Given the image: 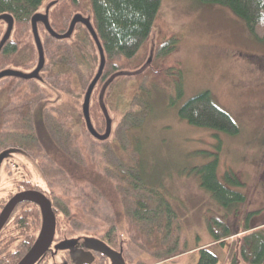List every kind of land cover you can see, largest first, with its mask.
<instances>
[{
    "label": "rangeland",
    "instance_id": "374dc122",
    "mask_svg": "<svg viewBox=\"0 0 264 264\" xmlns=\"http://www.w3.org/2000/svg\"><path fill=\"white\" fill-rule=\"evenodd\" d=\"M50 2L45 1L38 14H43ZM11 18L9 14H0V46L12 35ZM75 31V46L71 47L76 51L75 64L79 77L85 82L84 87L71 91L70 86L60 81L58 85L62 90L58 91L54 78L47 77V65L40 76L56 94L35 83L21 85L1 80L0 112L7 98L4 96L6 87H11L12 92L21 89L23 98L33 91L40 93L48 113L46 116L42 112L41 120L48 117L54 124L58 123L63 135L68 133L64 124L68 126L71 137L65 145L86 167H92L115 183L123 194L119 205L122 214L125 215L131 200L138 196L132 189L134 178L138 176L141 179L137 184L139 192L148 193V199L153 192L161 197L163 204L172 207L180 226L179 243L174 247L173 240L168 239L166 247L172 243L169 246L176 248L178 253L169 259L154 261L153 253H160L146 250L150 237L127 232V228L134 227L130 218L121 215L123 219L118 223L109 203L97 196L89 183L74 182L41 151L35 156L34 146L11 126V118L8 125L4 123L0 137L8 133V143L19 145L24 151L8 148L0 153V207L14 195L32 187L53 203L57 211L58 239L83 236L120 242L124 245L126 264H196L198 250L206 247L217 256L219 264H224L230 243L243 233L242 225L247 222L257 227L255 230L264 228V42L257 41L244 22L226 7L200 0H161L151 45L157 37L161 42L177 41L175 50L159 58L154 68L152 66L151 72L159 73L157 67H160L165 76L158 83L148 85L151 90L148 96L140 92V82L136 79L117 77L119 80L104 94L101 108L97 104L98 94L101 96L102 87L114 76L113 72L106 73L89 107L95 132L101 134L105 127L100 113L106 111L107 116H103L112 123L109 141L101 144L85 135L80 118L87 86L98 68L97 55L84 29L77 27ZM22 33L29 43V32L23 28ZM39 34L44 42L41 27ZM152 46L146 54L140 55L144 65ZM23 47L20 44L19 48ZM25 58L26 52L22 50L15 64ZM29 60L31 62L23 70L32 72L37 61L34 48ZM8 62V57L0 59V72L11 69ZM116 64L121 67V62ZM205 91L210 93L214 104L234 120L239 130L237 135L195 128L178 117V110L186 101ZM17 103L12 95L10 105L15 107ZM25 108L27 110L26 105ZM215 159L218 180L224 184L225 173L234 174L242 187L232 190L242 193L246 200L237 216L227 219L232 232L242 233L226 239L224 248L213 243L205 224L209 212L221 213L222 210L199 187L192 171ZM24 208L19 210L20 217L25 213ZM57 252L54 251V255Z\"/></svg>",
    "mask_w": 264,
    "mask_h": 264
},
{
    "label": "trees",
    "instance_id": "16d2710c",
    "mask_svg": "<svg viewBox=\"0 0 264 264\" xmlns=\"http://www.w3.org/2000/svg\"><path fill=\"white\" fill-rule=\"evenodd\" d=\"M45 1L47 0H0V14H9L14 21L11 38L0 50V59L2 57H8V63L11 67L25 69L26 65L31 62L29 60V55L31 54V50H33V48L35 49V46L31 34L30 20L38 13ZM50 1H57L49 10L48 17L51 29L58 35L66 33L73 16L82 15L83 17H90L91 27L98 38L105 59L102 78L107 75V72L108 74L113 72L114 75L121 72H136L144 65V59L140 61V55L143 53L146 54L152 46L151 37L157 27L161 0ZM200 1L228 8L235 16L244 22L250 34H252L257 41L264 42V0ZM39 27H41L45 34V39H43L44 42L41 41L46 63L41 73L45 71L48 65V70L45 72H47V77L54 78L53 80H55L57 84L56 89L58 91L62 90L58 85L61 82L70 86L67 87L71 91H76L84 87L83 85L85 82L79 77L80 73L79 70L77 71L75 64L74 58L76 57V51L71 46H75L74 35L76 28L82 27L88 40L95 48L97 63L99 64V56L96 47L87 30L82 25L78 24L75 27L71 39L58 41L46 33L42 24H38V30ZM23 28L29 32L28 35L31 37L29 43L25 42V36L22 33ZM20 44L24 46L23 49L19 48ZM176 46L177 41L174 39L161 42L160 38L157 37L154 40L151 50V68L148 67L147 70L140 72L136 76H131L133 79L140 82L139 86L141 87L139 88L138 86L141 90L140 92H144V94L148 96L151 91L148 89L150 87L148 85L158 83L159 80L165 76L160 67H157V69L160 70L159 73L154 74L151 72L152 66L154 68L155 62H157L159 58L168 56L175 50ZM49 47H51L50 52L48 51ZM22 50L26 52V58L16 65V60ZM35 53L37 56L36 49ZM49 56L50 61L47 62ZM117 62H121V67L117 66ZM49 64H51V66H49ZM131 69L132 71H129ZM125 77L127 76H123L122 78ZM90 78L91 75L88 79ZM102 78L93 91L96 90ZM117 80H119V78H115L109 84L105 93L109 91ZM180 92L178 87L179 96ZM44 110L45 107L42 105H38L37 109L31 110V112L29 110H24V125L19 128L20 135L34 146L36 150L35 156L38 155L39 150V152L41 151L51 163L56 164L64 173L66 172L74 182L89 183L91 190L109 203L113 216L116 221L120 223L121 219H123L121 215H124L119 208V205L122 204L120 201L123 194L119 192L118 187L113 181L107 179L92 167H86L84 162L71 151L69 146L65 145L66 140L71 137V132L66 124H64V126L68 133L63 135L62 133H64V131L61 130L58 123L54 124L51 119L47 120V118L41 120L42 112L44 115H48L45 114ZM178 117L189 126L195 128L219 132L229 136L237 135L239 132L238 126L234 120L229 114L214 104L210 93L207 91L186 101L178 110ZM80 118L84 126L82 116H80ZM83 128L85 129V135L93 139L90 134H88L86 128ZM104 133L105 131L100 135ZM24 134L28 137H25ZM110 135H112V131ZM93 140L95 141V139ZM27 148L28 146L25 149ZM139 166L140 164L138 165V170ZM192 171L196 174L199 187L204 190L222 210L221 213L209 212L205 218L206 229L213 243H217L218 246L224 248L226 239L240 235L243 232L230 243L224 264H264V228L255 230L257 227L246 222L245 225H242V232L239 233V231L232 232L227 224V219L237 216L239 207L243 206L246 202L245 196L242 193L232 190L242 187L240 181L234 174L226 172L224 184L228 187L221 183L217 178L216 159L210 163L196 167L192 169ZM139 182H141L140 177H135L132 189L137 192L136 194H138V196L136 195V197L131 200L129 208L125 209L124 218L128 216L131 224L134 226L127 228V232L132 231V233L134 232L138 236L145 235L150 237L149 241L146 242V250L160 253L157 255L153 253L154 261L158 262L160 260L169 259L178 253L176 248L173 249V246L175 247L176 244L179 243L178 233L180 232V226L178 224V218L170 205L163 204L161 197H158V195L152 192L151 198L148 199L146 198L148 193L139 192L137 186ZM30 188L31 189L26 190H35L32 187ZM127 188L129 189V187ZM46 199L49 200L50 198L46 197ZM49 202L53 209L52 211H55L53 203L50 200ZM21 207H25V213L22 217L19 215ZM13 212V216H10L11 218H9L1 228L0 237L7 236L9 241L15 239L17 236L23 237L24 248L21 252L22 255L18 256L16 259V263H18L36 242L41 231L42 218L38 206L28 202L19 204ZM56 214L57 211H55L54 214L55 221H57ZM113 233L114 231L111 230L110 234ZM168 239L173 240V246H169L172 244L171 243L166 247ZM110 242L113 243V241ZM196 264H219V260L217 256L211 253L209 248L206 247L198 250V261Z\"/></svg>",
    "mask_w": 264,
    "mask_h": 264
},
{
    "label": "water",
    "instance_id": "95a60500",
    "mask_svg": "<svg viewBox=\"0 0 264 264\" xmlns=\"http://www.w3.org/2000/svg\"><path fill=\"white\" fill-rule=\"evenodd\" d=\"M57 1H52L47 4V7L44 11L43 14H38L36 13L30 20V27H31V34L33 38V43L37 52V65L36 68L32 71V73H24L22 71H16V70H11L7 69L2 72H0V80L4 78H16V79H21V80H37L38 82H43V78L40 76L41 71L43 70L46 60H45V54H44V49L42 45V41L40 38L39 30H38V24H42L46 33L54 38L55 40L62 41V40H69L72 37V34L75 30L76 25L80 24L82 25L87 32L89 33L99 56V64L97 71L95 72V75L90 82L86 93L83 98L82 106H81V114L83 117V120L86 125V130L90 136L100 142H107L109 140L110 134H111V121L107 123L105 133L103 135L98 134L95 132L91 119H90V112H89V107H90V99L92 92L97 85V83L100 81L103 75L104 71V64H105V59L103 56L102 49L100 47L98 38L94 32V30L91 27L90 24V17H83L82 15H75L71 19L69 23L68 30L66 31L65 34L63 35H58L56 34L50 27L49 25V10L53 5L56 4ZM12 19V18H11ZM13 21V19H12ZM13 27H14V21H13ZM13 31V29H12ZM6 39L0 46V50L2 46L10 39ZM152 62V54L148 58L147 62L145 65L136 72H121L118 74H115L112 78H110L107 83L102 87L101 90V96H99V105L102 108L103 107V96L104 93L109 86V84L117 77H133L139 74L140 72H143L148 69V67L151 65ZM104 114L107 116L106 111ZM103 114V115H104ZM107 120V117H104ZM110 120V119H108ZM107 122V121H106ZM23 202H28L32 203L36 206H38L40 213H41V218H42V227L41 231L39 233V236L34 243L33 247L30 249V251L22 258V260L18 264H37L49 251L53 240L55 236V228H56V221H55V216L54 213L51 209V204L50 202L45 198L44 195L35 192V191H28V192H22L19 194H16L13 196L4 206L0 213V230L1 228L5 225V223L8 221L10 218L11 214L15 210V208L23 203ZM85 239V240H84ZM84 240L83 246H85L88 250L101 254L102 256L106 257L109 261L110 264H126L122 257V251L120 253H116L110 248H108L104 243H102L100 240L95 239V238H82ZM67 250L66 247L61 248L58 244L54 246V251H65ZM70 252V261L71 264H91V260H84L81 254H78L76 250L69 248Z\"/></svg>",
    "mask_w": 264,
    "mask_h": 264
},
{
    "label": "flooded vegetation",
    "instance_id": "af4514ba",
    "mask_svg": "<svg viewBox=\"0 0 264 264\" xmlns=\"http://www.w3.org/2000/svg\"><path fill=\"white\" fill-rule=\"evenodd\" d=\"M11 70L22 71L25 73L30 72L29 70L28 71L23 70V68H14V67H11ZM2 80H6V81H8V83L10 82L11 84L20 83L21 85L22 84L35 83V84H38L39 86L42 85L44 88L49 90L51 93L56 94L55 92L52 91L53 89L50 87L49 84H47V82L44 79H43L44 82H38L37 80L24 81V80L16 79V78L13 79L11 77L10 78L7 77V78H4ZM104 80H105V77L102 78V80L99 84H102L104 82ZM5 91L6 92H4V96H7V98H6V102L4 101V108L2 110V113L0 112V130L2 131V129L4 128V126H5L4 123L6 125H8V119L11 118V126L13 128H15L17 130V132H19V128L23 127V125H24L23 114H24V110L26 109L25 105L27 106V110H29L30 112H31V110H34L35 108L37 109L38 105L45 106V104H42L43 102L41 101L43 99V97L40 95V93L33 91V92H30V94H27L26 96H24V98H23L21 89H19L17 92H12L11 87H6ZM12 95H13V97H15L17 99V102H18L17 106H15V107H12L10 105ZM93 95H94V91L92 92V95H91L90 104H91V100H92ZM97 104L99 106V94L97 97ZM45 111H46V108H45L44 112ZM45 114H48V113L45 112ZM100 116H101V120L103 122V126L105 125L104 130L102 131V133H103L106 129L107 122H106L103 114L101 115V113H100ZM90 119H91V116H90ZM107 119H109V118L107 117ZM47 120H49V119H47ZM75 121H76V118H75ZM92 122L93 121L91 120V123ZM84 127L86 128L85 122H84ZM3 137L4 136L1 134V137H0V153L4 150L8 149V148H17V149L23 150L19 145H14L13 143H11V144L8 143L9 142V140H7L8 133L5 135L4 138ZM96 142L104 144L102 142H98V141H96ZM29 191H32V190H29ZM22 192H28V190H26V191L23 190ZM22 192H20V193H22ZM6 203L2 207H0V213H1L2 209L4 208V206L6 205ZM53 212L55 214V211H53ZM13 214H14V212L11 214V217L13 216ZM56 238L57 237H56V230H55L54 240H53V243H52L49 251L46 253V255L37 264H48L49 261H51L50 264H71L69 248L76 250V252H78V254H81V256L83 257L84 260H91V258H92L91 264H110V261L106 257L102 256L101 254L92 252V251L88 250L85 246H83L85 239L82 240V238H90V237L81 236V237L67 238L66 236H62L59 239L58 238L56 239ZM98 240H100L108 248H110L111 250H113L116 253H120L122 251V257H123V254H124V247L123 246L124 245H122L120 242H117V244H116L115 242L109 243L107 240H104V239L103 240L98 239ZM57 244L61 247L65 246L67 248V250L60 251V252L58 251L54 255V251H53L54 246ZM23 248H24L23 237L17 236L15 239H11L9 241L7 236H1L0 237V264H18L22 260V258L25 256L24 255L20 259V261L18 263H16L17 257L22 255L21 252L23 251ZM16 251H17V253H16ZM56 258L58 259V261H56ZM123 259H124V257H123Z\"/></svg>",
    "mask_w": 264,
    "mask_h": 264
}]
</instances>
